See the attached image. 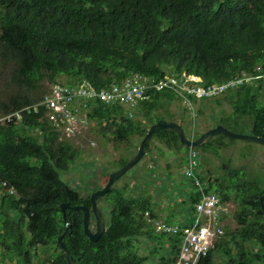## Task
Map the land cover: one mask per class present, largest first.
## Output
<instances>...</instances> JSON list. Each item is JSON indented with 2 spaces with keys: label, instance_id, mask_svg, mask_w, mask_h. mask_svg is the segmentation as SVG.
Segmentation results:
<instances>
[{
  "label": "trees",
  "instance_id": "trees-1",
  "mask_svg": "<svg viewBox=\"0 0 264 264\" xmlns=\"http://www.w3.org/2000/svg\"><path fill=\"white\" fill-rule=\"evenodd\" d=\"M0 64L12 65L6 90L36 88L44 78L55 82L61 77L64 87L90 84L96 91L137 75L154 84L166 76L179 84L182 75L193 76L202 87L239 81L211 98L183 91L191 104H183L193 120L191 129L198 114L193 104L221 97L231 111L219 125L234 133L250 125L251 135L264 139V0H0ZM145 95L134 109L148 122L146 127L118 104L89 101L83 109L115 141L142 139L152 124L164 120L157 114L159 107L181 101V95L169 88L150 87ZM40 100L14 95L0 103L4 117L21 111L19 120L0 122V264H67L56 243L63 233L76 264H175L180 238L154 231L158 213L149 196L116 192L111 201L104 199L113 187L100 198L99 205L102 200L108 205L100 206L107 229L96 242L84 235L80 211L66 209L63 219L62 203L90 207V195L81 196L61 180L59 172L67 171L79 150L59 139ZM196 135L189 136L197 139ZM155 138L182 155V170L189 154L197 161L196 148L180 144L172 131H159ZM224 139L230 138L215 136L207 145ZM130 158H120L118 169ZM197 164V179L204 182L205 191L237 205L231 215L235 229H224L225 235L197 264H264V212L258 202L264 190L250 182L228 186L221 178L207 181ZM187 180L190 191L179 205L192 213L197 197L193 182ZM90 227L94 229L92 217ZM139 237L155 241L162 253L155 244L147 255L137 254L134 241ZM246 243L257 248H246Z\"/></svg>",
  "mask_w": 264,
  "mask_h": 264
},
{
  "label": "rangeland",
  "instance_id": "rangeland-1",
  "mask_svg": "<svg viewBox=\"0 0 264 264\" xmlns=\"http://www.w3.org/2000/svg\"><path fill=\"white\" fill-rule=\"evenodd\" d=\"M8 68H12V65L9 64L2 68L0 64V72L3 70V73L0 75V103L8 102L14 95L31 98L33 96L43 98L44 96V101L49 96L47 92L52 82L48 78L40 81L36 88L24 87V89H18L16 86H10L11 89L6 90L4 83L8 79ZM135 77L140 76L137 75L129 78ZM186 77L190 78L193 76ZM193 78V83L196 82L195 84L198 85L201 80L197 77ZM64 80V77L57 78L53 82V85L64 83ZM145 80L148 79L145 78ZM180 99L182 101L174 100L167 103L161 109L159 107L157 114L163 117L164 121L175 120L177 123L179 122L180 125L184 126H182L184 130L187 131L186 128H188L190 134L193 135L216 127L221 118L230 115L231 105L222 100L221 97L208 100L197 106L192 103L193 108L195 111L197 109L198 112L196 120H194L195 128L193 130V128L191 129L193 120L189 117V112L183 105L184 103L191 104L183 97L182 93ZM215 100H218L220 104L216 103ZM40 102L42 103V100ZM42 106L45 108V116L48 123L52 124L49 110L44 105ZM120 106L128 115H133L132 119L141 120L146 127L148 122L135 109H131L126 104H120ZM20 112L16 111L13 115L9 114L6 117L0 114V122L11 118L19 120ZM86 118V122L81 124L76 123L73 128L71 127L70 133H66L68 129H60L54 125V129L59 132V139L69 140L79 150L75 162L69 164L67 171H60L59 176L62 181L75 189L81 196L91 195L94 191L104 186L107 180L106 175L118 169L116 163H118L120 158L128 159L132 157L136 153V146L141 140L137 136H134L128 139L130 141L117 142L113 139L110 132L102 130L103 124L100 125L96 121L90 122L91 120L88 117ZM239 130V134L251 135L250 125L240 126ZM32 134L35 135V133ZM189 137L194 139L191 136ZM39 139H41L40 136ZM221 143L223 144L222 148L219 147ZM195 152L199 163L200 175H204L203 178L205 180L223 179L226 183L225 185L228 186H240L244 182H250L253 184V187H261L264 190L263 145L241 140L231 141V139H224L218 142L215 140L207 146L196 148ZM180 156L182 155L177 154L160 143L157 138L153 139L148 153L116 181L113 186L114 191L105 196L104 199L111 201L114 199L116 192L117 194L123 193L125 197L149 196L155 203V210L158 213L159 220H171L175 224L179 222V225L185 223V221L187 222L191 216V212L185 204L179 205V203H182L188 195L190 185L188 180L181 174L182 165L179 160ZM229 172H233L234 176L230 177L226 175ZM146 184H149V186ZM185 192L187 193L185 194ZM204 193L220 199L217 193L205 190ZM195 195L199 199V193L196 194L195 192ZM228 205V215L225 216L221 224L222 228L232 230L235 229L236 224L231 215L237 205L236 202L231 200L228 202ZM100 206L108 207L107 204H104L103 200L100 202ZM155 244V241L140 237L134 241L136 253L142 257L153 251ZM245 247L249 249H252V247L254 249L257 248L255 244L249 245L248 243L245 244ZM156 249L162 253L158 244H156ZM220 258L221 256L215 257V262L219 263Z\"/></svg>",
  "mask_w": 264,
  "mask_h": 264
},
{
  "label": "built area",
  "instance_id": "built-area-1",
  "mask_svg": "<svg viewBox=\"0 0 264 264\" xmlns=\"http://www.w3.org/2000/svg\"><path fill=\"white\" fill-rule=\"evenodd\" d=\"M193 80V77L188 78L183 75L179 84L173 77L166 76L154 84L150 83V80L135 77L128 78L120 85H111L108 89L99 91L85 85L73 89L61 84H54L50 87L49 96L45 101L43 99L41 104L49 110L52 126L64 130L68 129L66 133H70L72 130L70 128H73L76 123L84 122L81 111L88 101L99 100L106 104H126L134 109L138 102L147 99L145 90L149 87L156 90L173 89L179 95L185 91L197 98H211L221 95L227 89L240 83L239 81H231L226 84L202 87L197 84L196 86ZM187 106L190 105L187 104ZM197 170L196 155L194 153L189 154L187 166L183 168L181 173L193 182L194 192L200 195L193 205L189 223L168 225L162 221H153L156 233L177 235L180 238L175 264H197L200 258L205 257L223 235L221 223L228 214V203L222 202L216 196L204 193L205 185L202 180L197 179Z\"/></svg>",
  "mask_w": 264,
  "mask_h": 264
},
{
  "label": "water",
  "instance_id": "water-1",
  "mask_svg": "<svg viewBox=\"0 0 264 264\" xmlns=\"http://www.w3.org/2000/svg\"><path fill=\"white\" fill-rule=\"evenodd\" d=\"M162 130H170L174 133V135L178 138L180 144L188 147V148H200L207 145L210 140L215 136H224L230 138L232 140H241L245 142H253L258 143L264 146V139L261 137L253 136V135H243L239 133H234L228 130L223 125H217L216 127L209 129L203 132L197 139L191 140L185 130L175 122H167L164 120L158 121L152 124L148 130L146 131L143 138L140 140L136 153L119 169L114 172H111L106 180L104 186L96 191H94L90 197V208L85 206H70L68 203H62L59 206V209L63 215L66 209L71 211H80L82 213V225H83V233L86 238L91 242H96L105 232L106 225L105 219L103 216V212L98 205V199L105 196L108 192H110L115 184V182L120 179L127 171H129L132 167H134L149 151L151 147L152 137L155 133ZM261 210L264 212V193L258 199ZM91 217L94 220V229H91ZM68 227V225H67ZM63 235H60L57 240V246L59 248L60 253L65 258L67 264H76L72 259L69 251L66 248L65 243L62 241Z\"/></svg>",
  "mask_w": 264,
  "mask_h": 264
},
{
  "label": "clouds",
  "instance_id": "clouds-1",
  "mask_svg": "<svg viewBox=\"0 0 264 264\" xmlns=\"http://www.w3.org/2000/svg\"><path fill=\"white\" fill-rule=\"evenodd\" d=\"M58 83H59V82H58ZM52 85H53V83L51 84V86H52ZM81 85H85V84H81ZM51 86H50V87H51ZM79 86H80V85H79ZM85 86L88 87L89 85L86 84ZM109 87H110V86H109ZM109 87H108V88H109ZM90 88H91V87H90ZM108 88H106V89H108ZM92 89H93V88H92ZM49 90H50V89H49ZM94 90H95V89H94ZM101 90H103V89H101ZM98 91H99V90H98ZM48 92H49V91H48ZM48 92H47V94H48ZM43 99H44V96H43ZM43 99H42V101H43ZM94 101L101 102V101H99V100H94ZM88 102H89V101H88ZM88 102H87V103H88ZM40 105H42V104H40ZM81 112H82L81 114H82V116H83V121L86 122V117H87V111H86V109H82ZM13 114H14V113H11V115H13ZM128 116H129V117H132L133 115L129 114ZM201 134H202V133H201ZM188 137H189V136H188ZM189 138H190V137H189ZM190 139H191V140H194V139H192V138H190ZM115 183H116V182H115ZM102 187H103V186H102ZM102 187H101V188H102ZM98 200H99V199H98ZM89 201H90V200H89ZM97 203H98V201H97ZM99 206H100V205H99ZM88 208H89V207H88ZM100 208H101V207H100ZM192 211H193V210H192ZM191 214H192V213H191ZM191 214H190V215H191ZM157 221H161V220L158 219ZM162 222H163V221H162ZM164 223H165V222H164ZM182 224H183V223H182ZM172 225H173V224H172ZM178 225H179V224H178ZM91 229H92V228H91Z\"/></svg>",
  "mask_w": 264,
  "mask_h": 264
},
{
  "label": "bare ground",
  "instance_id": "bare-ground-1",
  "mask_svg": "<svg viewBox=\"0 0 264 264\" xmlns=\"http://www.w3.org/2000/svg\"><path fill=\"white\" fill-rule=\"evenodd\" d=\"M172 77V76H171ZM128 79V78H127ZM53 83V82H52ZM196 83V82H195ZM200 83V82H199ZM80 85V84H79ZM90 85V84H89ZM150 88V87H149ZM94 89V88H93ZM49 91V90H48ZM148 97V96H147ZM184 97V96H183ZM185 98V97H184ZM43 99V98H42ZM41 101V100H40ZM38 102V103H41V102ZM182 101V100H181ZM98 102V101H97ZM189 102V101H188ZM187 102V103H188ZM37 103V102H36ZM37 103V104H38ZM103 103V102H102ZM114 104V103H113ZM88 106V105H87ZM89 107H90V105H89ZM125 107V106H124ZM89 109V108H88ZM29 110V109H28ZM87 111V110H86ZM132 111V110H131ZM125 115V114H124ZM48 116V115H47ZM9 118V117H8ZM87 119V118H86ZM90 120V119H89ZM90 122H92V121H90ZM51 123V122H50ZM217 126V125H216ZM186 131V130H185ZM187 132V131H186ZM233 132V131H232ZM190 135V134H189ZM196 136H199V135H196ZM198 138V137H197ZM189 153V152H188ZM189 156V155H188ZM191 182V181H190ZM192 183V182H191ZM182 185H184L183 183H182ZM195 190V189H194ZM194 192V191H193ZM195 193V192H194ZM196 194H198L197 192H196ZM80 196V195H79ZM200 196V195H199ZM65 203V202H64ZM81 205V204H80ZM103 211H105V210H103ZM80 213V212H79ZM144 217V216H143ZM184 218V217H183ZM109 219V218H108ZM188 219V218H187ZM153 221H154V219H153ZM190 221V220H189ZM164 222V221H163ZM186 222V221H185ZM223 230H224V228H223ZM223 235H225V234H223ZM224 237V236H223ZM217 242V241H216ZM215 247V246H214ZM67 248V247H66ZM213 250V249H212Z\"/></svg>",
  "mask_w": 264,
  "mask_h": 264
},
{
  "label": "crops",
  "instance_id": "crops-1",
  "mask_svg": "<svg viewBox=\"0 0 264 264\" xmlns=\"http://www.w3.org/2000/svg\"><path fill=\"white\" fill-rule=\"evenodd\" d=\"M189 220H190V219H188L187 222H185V223H183V224H188V223H189Z\"/></svg>",
  "mask_w": 264,
  "mask_h": 264
},
{
  "label": "flooded vegetation",
  "instance_id": "flooded-vegetation-1",
  "mask_svg": "<svg viewBox=\"0 0 264 264\" xmlns=\"http://www.w3.org/2000/svg\"><path fill=\"white\" fill-rule=\"evenodd\" d=\"M86 207V206H85ZM90 208V207H89Z\"/></svg>",
  "mask_w": 264,
  "mask_h": 264
}]
</instances>
